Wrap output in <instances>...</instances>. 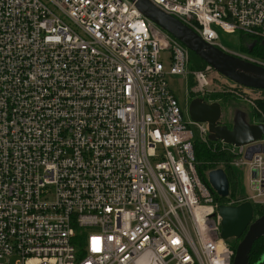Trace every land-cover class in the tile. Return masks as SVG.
<instances>
[{
  "label": "built area",
  "instance_id": "1",
  "mask_svg": "<svg viewBox=\"0 0 264 264\" xmlns=\"http://www.w3.org/2000/svg\"><path fill=\"white\" fill-rule=\"evenodd\" d=\"M147 1L225 53L212 25L264 42V0ZM188 61L130 0H0V264H231L217 207L264 205V138L184 120L166 77L195 95L223 77ZM197 141L245 171L244 197L213 199Z\"/></svg>",
  "mask_w": 264,
  "mask_h": 264
},
{
  "label": "water",
  "instance_id": "2",
  "mask_svg": "<svg viewBox=\"0 0 264 264\" xmlns=\"http://www.w3.org/2000/svg\"><path fill=\"white\" fill-rule=\"evenodd\" d=\"M130 1L145 19L177 40L190 53L227 80L244 88L264 90L263 66L242 60L204 43L189 28L162 13L147 0ZM187 115L192 122L207 124L208 139L211 141L219 139L224 143L240 146L264 138V124L237 123L230 128L219 125L220 107L216 102L205 104L195 98L189 102ZM206 178L209 187L219 198L227 196L228 182L223 170L213 169L207 172ZM217 214L220 218V238L238 241L231 264H246L247 255L254 241L264 235V214L253 219L252 206L248 202L236 206L219 205Z\"/></svg>",
  "mask_w": 264,
  "mask_h": 264
},
{
  "label": "rangeland",
  "instance_id": "3",
  "mask_svg": "<svg viewBox=\"0 0 264 264\" xmlns=\"http://www.w3.org/2000/svg\"><path fill=\"white\" fill-rule=\"evenodd\" d=\"M212 30L216 33L218 43L226 50V53L231 54L235 57H238L242 60L258 64L264 67V63L258 60L257 58L251 57L243 52H241L242 46H249L254 43L256 40L249 39L247 37H241L237 31L225 32L220 30L216 26H211ZM165 68L168 67L167 61H162ZM189 69L188 61V70L189 72L202 69ZM212 86L210 89L213 92H209L206 95H198L193 92L194 88L192 85L191 76L187 75L183 77L179 76H167L166 82L167 85L177 100V103L183 112L184 120H189L187 115V109L189 102L195 98L203 100L205 103L216 102L220 107V115L218 119L219 125H224L227 128L232 127L237 123L244 124H262L264 123V113L259 108L257 102H264V94L259 90H248L246 88L239 87L233 82L219 77V75L212 74ZM188 81L190 82L188 85ZM195 91V90H194ZM192 134L196 137L197 133L193 127H190ZM205 149H207L206 144L201 143ZM210 146V144H209ZM211 153V152H210ZM232 173L235 175L236 188L233 196L229 197L230 200L234 203V200H239L244 197L246 194L245 191V171L241 168L232 169ZM207 174V173H206ZM206 174L205 184L207 183ZM209 187V186H208ZM221 204L230 202L229 199H223L222 201H217ZM256 216L253 217V219Z\"/></svg>",
  "mask_w": 264,
  "mask_h": 264
},
{
  "label": "trees",
  "instance_id": "4",
  "mask_svg": "<svg viewBox=\"0 0 264 264\" xmlns=\"http://www.w3.org/2000/svg\"><path fill=\"white\" fill-rule=\"evenodd\" d=\"M241 52L257 58L261 62L264 63V43L260 41H255L251 45L242 46ZM189 53V69H198L203 67L205 64L194 56L192 53ZM188 81V85H189ZM264 94V90H259ZM259 108L264 113V102H257ZM193 155L195 160V169L199 178L204 181V174L207 172L217 169L220 165H223L224 174L226 176L228 182V189L230 196H233L236 182L235 175L232 173V169L228 166L229 157L224 153H210L208 152L204 146L200 142H195L193 144ZM205 182V181H204ZM213 199L215 201H222L224 198H219L216 194H213ZM252 213L253 217H259L264 214V205H252ZM255 219V218H254ZM236 239H228L226 243L229 245L231 249H234L237 244ZM263 258V259H262ZM262 259V260H261ZM262 261V262H261ZM246 264H264V235L259 237L254 241L251 246L249 253L247 255V263Z\"/></svg>",
  "mask_w": 264,
  "mask_h": 264
}]
</instances>
